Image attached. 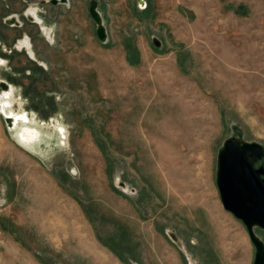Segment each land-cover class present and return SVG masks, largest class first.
<instances>
[{
  "label": "rangeland",
  "instance_id": "rangeland-1",
  "mask_svg": "<svg viewBox=\"0 0 264 264\" xmlns=\"http://www.w3.org/2000/svg\"><path fill=\"white\" fill-rule=\"evenodd\" d=\"M95 1L106 41L91 0H0V264H253L215 174L264 145V0Z\"/></svg>",
  "mask_w": 264,
  "mask_h": 264
},
{
  "label": "water",
  "instance_id": "water-1",
  "mask_svg": "<svg viewBox=\"0 0 264 264\" xmlns=\"http://www.w3.org/2000/svg\"><path fill=\"white\" fill-rule=\"evenodd\" d=\"M64 1L67 0H52L53 3ZM90 14L97 36L106 41L103 16L95 0L90 2ZM154 42L161 44L157 39ZM0 113L6 125L13 127L10 117ZM234 131L236 135L228 136L218 149L215 182L223 208L241 220L247 229L255 249L253 264H264V241L255 232L257 227L264 229V145L243 140L238 128ZM168 236L174 241L170 234Z\"/></svg>",
  "mask_w": 264,
  "mask_h": 264
},
{
  "label": "bare ground",
  "instance_id": "bare-ground-1",
  "mask_svg": "<svg viewBox=\"0 0 264 264\" xmlns=\"http://www.w3.org/2000/svg\"><path fill=\"white\" fill-rule=\"evenodd\" d=\"M28 15H30V17L35 18L33 16H31L30 13H28ZM9 21L11 22V25L16 24L19 25L21 22L18 20L17 16H11ZM4 61L3 59L0 57V64H2ZM13 86L11 84H9L7 81L3 80L0 78V112L4 113L5 115L9 116L11 119V125L14 126L20 118H26V115L24 116L23 114H21L20 116L17 113H13L10 111L6 110V107L9 105V96L10 94H12L13 92ZM25 112V111H24ZM42 122V121H41ZM28 129L24 128V133L23 135L27 134L28 135ZM62 134V133H61ZM68 145V144H67ZM34 154V153H33ZM129 189V188H128ZM215 209V207H214ZM211 209V217L216 220L219 216L217 215V211ZM169 234L170 236L173 238V240L181 247L183 248V244L181 242V240H179L172 231L169 230ZM198 264V263H197Z\"/></svg>",
  "mask_w": 264,
  "mask_h": 264
},
{
  "label": "flooded vegetation",
  "instance_id": "flooded-vegetation-1",
  "mask_svg": "<svg viewBox=\"0 0 264 264\" xmlns=\"http://www.w3.org/2000/svg\"><path fill=\"white\" fill-rule=\"evenodd\" d=\"M29 13L31 14V16L35 17V16H34V10H33V9H30V10H29ZM17 18H18V17H17ZM18 20H19V19H18ZM19 21H20V20H19ZM19 25H21V23H20ZM19 25L13 24V26H19ZM20 43H21V45H24V46H28V45H29V42H28V39H27V38L21 40Z\"/></svg>",
  "mask_w": 264,
  "mask_h": 264
},
{
  "label": "crops",
  "instance_id": "crops-1",
  "mask_svg": "<svg viewBox=\"0 0 264 264\" xmlns=\"http://www.w3.org/2000/svg\"><path fill=\"white\" fill-rule=\"evenodd\" d=\"M141 1V4H138V7L141 9V8H144L146 7V3L145 0H140ZM138 3H139V0H138Z\"/></svg>",
  "mask_w": 264,
  "mask_h": 264
}]
</instances>
